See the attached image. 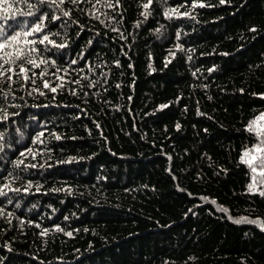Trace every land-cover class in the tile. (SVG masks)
Here are the masks:
<instances>
[{"label":"trees","instance_id":"1","mask_svg":"<svg viewBox=\"0 0 264 264\" xmlns=\"http://www.w3.org/2000/svg\"><path fill=\"white\" fill-rule=\"evenodd\" d=\"M8 5L0 264H264V0Z\"/></svg>","mask_w":264,"mask_h":264},{"label":"snow or ice","instance_id":"2","mask_svg":"<svg viewBox=\"0 0 264 264\" xmlns=\"http://www.w3.org/2000/svg\"><path fill=\"white\" fill-rule=\"evenodd\" d=\"M7 2V0H0V9H2L5 13H7L9 11V9L12 7L11 5H8V7H4V4ZM26 2V0H25ZM39 3L43 4V3H49V4H56L57 7H59L60 4H63L64 0H38ZM221 2L223 3L224 0H221ZM149 5L145 4L144 7L147 8ZM203 6V5H201ZM28 7L31 9L33 7H35L34 4H28ZM13 18L15 16V13L12 14ZM26 15H33V13L31 11H29ZM64 15H68L67 12L64 13ZM8 17L5 16L4 19H7ZM46 17H42V18H38L40 22L35 23L34 26H31L30 30L28 31H20V32H15V34L13 35H8V32L6 31L5 27L3 25H0V52L4 53V56H0V60H3L4 63L6 64H10V63H14L16 60H21L24 59L26 61V63L28 64H32L33 66H38L36 65L35 61L32 59L27 58L29 53L26 52L25 48H21L18 46L19 41L21 36H31L35 33L41 32L43 30V19H45ZM57 17H54V19H56ZM9 28L11 27V25L8 26ZM45 41H48L49 43H52V41H49L48 36L45 35L43 37V39H41L39 41V43L43 44ZM26 45L27 44H35L36 41H25L24 42ZM61 47H63V45H60ZM8 48H15V52H7L6 49ZM36 49L32 48L31 52H35ZM12 69H9V71H11ZM20 72L22 73H26L27 69L23 67V65L20 66ZM2 74V73H0ZM10 78V77H9ZM47 86V85H46ZM55 89H53L54 91ZM162 107H166V106H162ZM264 119V115L257 117L256 120L250 122V124L248 125L247 130L249 132H254L256 134V136L258 138L264 137V126H259L257 127V121ZM177 128H179V125H177ZM254 151L257 152H264V139L260 140V144L256 145L254 148ZM249 156V152H245L244 156L241 158L242 161H244L245 163H248L249 166H251L252 161L251 160H245V157ZM253 159H255V157H253ZM261 165L264 166V158H261L260 161ZM256 169L253 167V171H255ZM262 174H264V172H262ZM250 189H253V185H249ZM3 194V193H0ZM261 195H264V193H261ZM240 221H237V223H239ZM252 223H255V221H251Z\"/></svg>","mask_w":264,"mask_h":264}]
</instances>
